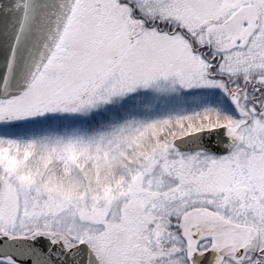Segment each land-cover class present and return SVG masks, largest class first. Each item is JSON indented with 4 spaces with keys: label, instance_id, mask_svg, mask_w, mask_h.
Wrapping results in <instances>:
<instances>
[{
    "label": "snow or ice",
    "instance_id": "obj_1",
    "mask_svg": "<svg viewBox=\"0 0 264 264\" xmlns=\"http://www.w3.org/2000/svg\"><path fill=\"white\" fill-rule=\"evenodd\" d=\"M0 264H264V0H0Z\"/></svg>",
    "mask_w": 264,
    "mask_h": 264
}]
</instances>
